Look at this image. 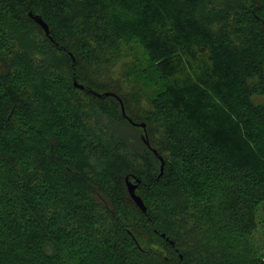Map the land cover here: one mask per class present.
<instances>
[{"label":"trees","instance_id":"16d2710c","mask_svg":"<svg viewBox=\"0 0 264 264\" xmlns=\"http://www.w3.org/2000/svg\"><path fill=\"white\" fill-rule=\"evenodd\" d=\"M0 264H264V0H0Z\"/></svg>","mask_w":264,"mask_h":264},{"label":"water","instance_id":"95a60500","mask_svg":"<svg viewBox=\"0 0 264 264\" xmlns=\"http://www.w3.org/2000/svg\"><path fill=\"white\" fill-rule=\"evenodd\" d=\"M30 16L37 22L39 23L43 29L45 30L46 34L49 36L50 35V29H49V26L48 24L40 17V16H37V15H34V14H30ZM73 60H75V58L73 57ZM75 86L77 88H80V89H83V90H88L92 93H94L95 95H98V96H103L102 94H99L97 92H95L94 90L82 85V84H79L78 81H75ZM121 105H122V113H123V116L128 119V121H130L131 123L135 124L133 122V120L127 116L126 114V111H125V106L124 104L121 102ZM135 125H138V124H135ZM140 126L146 131V125L145 124H140ZM143 141L147 144L148 147L152 148L151 146V143L148 139V136H147V133L145 132L144 136L142 137ZM152 150L154 151V153L159 157V159L161 160V175L164 174V168H165V162H164V159L162 158V156L159 155L158 151L154 148H152ZM140 181H137L136 184L132 183V182H127V185H128V189H129V192H130V195L132 197V199L135 201V203L140 207V209H142V211H146V206L142 200V198L140 196H138L136 194V189H137V186H138V183ZM164 236V235H163ZM172 244H174L173 242H171Z\"/></svg>","mask_w":264,"mask_h":264},{"label":"rangeland","instance_id":"374dc122","mask_svg":"<svg viewBox=\"0 0 264 264\" xmlns=\"http://www.w3.org/2000/svg\"><path fill=\"white\" fill-rule=\"evenodd\" d=\"M125 128H126V130H124V131L126 132V134L128 133V134H131V135L137 137V135H138L137 131L131 129L129 126H124V129H125ZM138 132H139V131H138ZM143 136H144V135H142V137H143Z\"/></svg>","mask_w":264,"mask_h":264}]
</instances>
